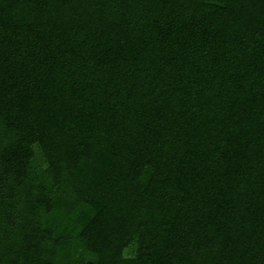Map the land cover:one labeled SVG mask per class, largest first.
Instances as JSON below:
<instances>
[{
	"label": "trees",
	"instance_id": "16d2710c",
	"mask_svg": "<svg viewBox=\"0 0 264 264\" xmlns=\"http://www.w3.org/2000/svg\"><path fill=\"white\" fill-rule=\"evenodd\" d=\"M0 264H264V0H0Z\"/></svg>",
	"mask_w": 264,
	"mask_h": 264
},
{
	"label": "rangeland",
	"instance_id": "374dc122",
	"mask_svg": "<svg viewBox=\"0 0 264 264\" xmlns=\"http://www.w3.org/2000/svg\"><path fill=\"white\" fill-rule=\"evenodd\" d=\"M123 261L125 263H132L133 262V259L131 257H126Z\"/></svg>",
	"mask_w": 264,
	"mask_h": 264
}]
</instances>
